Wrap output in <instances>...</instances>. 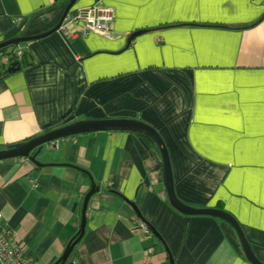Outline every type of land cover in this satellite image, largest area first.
I'll use <instances>...</instances> for the list:
<instances>
[{
	"label": "crops",
	"instance_id": "1",
	"mask_svg": "<svg viewBox=\"0 0 264 264\" xmlns=\"http://www.w3.org/2000/svg\"><path fill=\"white\" fill-rule=\"evenodd\" d=\"M100 2L109 36L21 43L33 64L0 80V152L87 121L142 122L166 147L176 198L228 213L264 264V0ZM67 3L0 0V43L49 32ZM35 161H0V226L41 264L77 233L89 177L96 192L64 264H250L226 222L172 209L142 136H69Z\"/></svg>",
	"mask_w": 264,
	"mask_h": 264
},
{
	"label": "water",
	"instance_id": "2",
	"mask_svg": "<svg viewBox=\"0 0 264 264\" xmlns=\"http://www.w3.org/2000/svg\"><path fill=\"white\" fill-rule=\"evenodd\" d=\"M77 0H69L66 7L64 8L63 14L61 16V19L59 20L57 26L50 30L49 32L38 35L35 37H27V38H19V39H12L8 40L6 42L0 43V48L3 46L8 45H19L21 43H26L32 40H37L40 38L45 37L46 35L52 34L56 32L57 28L61 24L64 16L67 12L73 7ZM19 67L17 66V63H12L8 69V73H15L19 71ZM128 130H134L137 132H141L148 137L152 139V141L155 143L156 147L158 148L162 165H163V179H164V189L166 193V198L168 201V204L174 209L177 213H180L182 215L186 216H208L220 219L224 222H226L234 231L239 246L241 248V251L246 258V260L250 264H262L260 263L252 254L246 240L244 239L243 233L232 216H230L228 213L216 210V209H193L190 208L184 204H182L175 196L174 189H173V182H172V174L170 169V163L168 159V154L166 147L164 143L162 142V139L158 135V133L150 126L134 120H104V121H87L83 123L74 124L71 126H66L60 129H56L54 131H51L47 134H44L38 138H35L27 143L17 145L14 148H11L6 151L0 152V161L11 159V158H25L29 160L31 163H33L35 166L39 167L40 164L35 161V156L38 154L40 148L42 145L53 142L55 140H59L62 138H66L69 136H75L83 133H90V132H100V131H128ZM33 150H36V152L33 153ZM90 190L85 195L82 207H81V217H80V224L78 227L77 233L74 235V237L70 240L69 244L66 246L63 254L61 257L56 261L55 264H64L66 259L68 258L69 254L71 253L73 247L79 242L81 239L84 229H85V211L86 206L88 203V200L90 197L96 192V188L94 184L92 183L90 177ZM149 227V226H148ZM149 229L151 232L156 235L155 231L152 230L150 227Z\"/></svg>",
	"mask_w": 264,
	"mask_h": 264
},
{
	"label": "built area",
	"instance_id": "3",
	"mask_svg": "<svg viewBox=\"0 0 264 264\" xmlns=\"http://www.w3.org/2000/svg\"><path fill=\"white\" fill-rule=\"evenodd\" d=\"M112 31V10L103 5L100 0L87 7L69 10L56 30L64 39L73 35L86 38L91 34L106 37ZM15 55L17 57L21 55L19 45L15 46ZM138 228L143 233H148L143 223H140ZM13 238L14 236L9 229L0 226V264H41L29 258L25 248L21 244L15 243ZM152 252V248L147 250L148 254Z\"/></svg>",
	"mask_w": 264,
	"mask_h": 264
},
{
	"label": "trees",
	"instance_id": "4",
	"mask_svg": "<svg viewBox=\"0 0 264 264\" xmlns=\"http://www.w3.org/2000/svg\"><path fill=\"white\" fill-rule=\"evenodd\" d=\"M19 46L21 48V55L19 57L15 55L14 45L3 46L0 48V80L10 75V73L7 72V69L12 63H17V66L21 70L33 64V61L31 57L28 55V53L25 51V48H22V44H19ZM126 132H131L139 136H142L149 144H152L155 147V143L147 135L141 132L134 131V130H128ZM15 146L17 145H13L12 147H10V149L14 148Z\"/></svg>",
	"mask_w": 264,
	"mask_h": 264
},
{
	"label": "rangeland",
	"instance_id": "5",
	"mask_svg": "<svg viewBox=\"0 0 264 264\" xmlns=\"http://www.w3.org/2000/svg\"><path fill=\"white\" fill-rule=\"evenodd\" d=\"M65 7H66V6H65ZM66 14H67V13H66ZM65 16H66V15H65ZM65 16H64V18H65ZM64 18H63V19H64ZM62 22H63V20H62ZM62 22H61V23H62ZM112 25H113V16H112Z\"/></svg>",
	"mask_w": 264,
	"mask_h": 264
}]
</instances>
